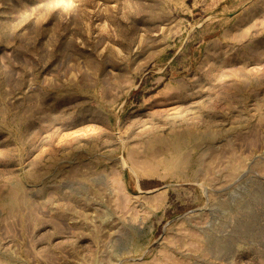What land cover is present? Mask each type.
Segmentation results:
<instances>
[{"label":"rangeland","instance_id":"374dc122","mask_svg":"<svg viewBox=\"0 0 264 264\" xmlns=\"http://www.w3.org/2000/svg\"><path fill=\"white\" fill-rule=\"evenodd\" d=\"M0 264H264V0H0Z\"/></svg>","mask_w":264,"mask_h":264}]
</instances>
